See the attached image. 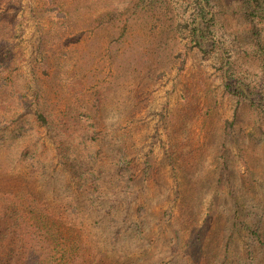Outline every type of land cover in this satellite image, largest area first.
<instances>
[{"label": "rangeland", "instance_id": "obj_1", "mask_svg": "<svg viewBox=\"0 0 264 264\" xmlns=\"http://www.w3.org/2000/svg\"><path fill=\"white\" fill-rule=\"evenodd\" d=\"M192 3L0 0V182L37 179L40 201L76 203L80 168H66L63 144L34 125L40 113L70 129L95 115L105 127L90 131L96 148L72 131L68 159L83 163L82 188L104 193L86 202L137 209L128 224L144 233L132 245L120 233L117 247L146 264H264V118L225 90L215 57L186 43ZM232 17L229 37L243 27ZM248 49L237 60L259 73ZM34 138L48 160L16 149Z\"/></svg>", "mask_w": 264, "mask_h": 264}, {"label": "trees", "instance_id": "obj_2", "mask_svg": "<svg viewBox=\"0 0 264 264\" xmlns=\"http://www.w3.org/2000/svg\"><path fill=\"white\" fill-rule=\"evenodd\" d=\"M227 1L229 2L218 5L217 0H193V11L181 25V29L185 30L187 44L197 47L203 55L218 60L225 90L236 96L239 102L248 107L261 121L264 118V0ZM259 13L262 20L256 19ZM234 14L239 16L243 27L237 25V32L234 31L233 36L229 37L225 34V21L228 22ZM110 16L114 17L115 13ZM261 23L263 26H260ZM248 48L258 50L259 56L256 59L259 60V73L253 72L249 68L251 65L244 66L245 61L241 64L237 60L240 58L239 51H246ZM247 51L249 52V49ZM252 74L259 78L254 79ZM258 80L259 86H262L260 88L254 82ZM87 116L88 119L79 118L75 128L70 129L56 123L50 125L52 123L42 113L39 114L38 117L43 122L35 124L34 128L49 131L51 139H54L50 145L54 144L53 142L63 144L61 147L67 151L66 168L71 171L80 168V178L75 191L76 203L68 198L61 199L62 201H40L31 186L33 183L35 190L40 188H36L37 179L25 184H22V180L8 182L4 186L0 182V264L147 263V258L141 259L137 251L131 253L135 249L117 247L120 244V233L123 232L130 245L133 235L137 237L144 233L141 224H128L131 212H136L137 209L132 208V204L118 205L116 202L88 203L83 197L84 194L93 192L95 196L97 191L101 195L104 194L99 189L95 190L91 183L82 188L83 184L88 182L86 177H83V163L78 155L68 159L70 146H73L74 152L78 147L73 145L72 131L78 132L81 139H84L83 143L91 148H96L95 145L98 144L97 133L91 134L90 131L96 132V128L103 131L102 128L105 127L101 126L102 119H96L95 115L92 118ZM89 118L93 121L90 122ZM44 144L34 138L20 141L15 146L24 160L29 159L24 150L33 148L34 155L31 160L37 158L38 162H42L48 160L47 157L39 155L44 152L39 150L40 146L46 149ZM90 164L88 167L94 172V166ZM100 176L99 171L98 177ZM58 195L59 193L55 196L58 198ZM120 214L122 216H119ZM109 228L112 233L103 235L102 229L110 230Z\"/></svg>", "mask_w": 264, "mask_h": 264}]
</instances>
